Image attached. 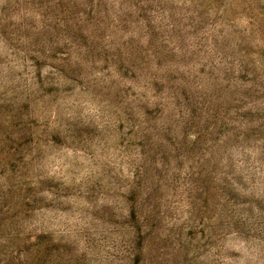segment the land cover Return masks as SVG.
<instances>
[{"label": "rangeland", "instance_id": "obj_1", "mask_svg": "<svg viewBox=\"0 0 264 264\" xmlns=\"http://www.w3.org/2000/svg\"><path fill=\"white\" fill-rule=\"evenodd\" d=\"M0 264H264V0H0Z\"/></svg>", "mask_w": 264, "mask_h": 264}]
</instances>
